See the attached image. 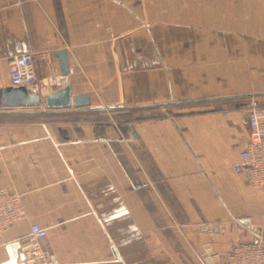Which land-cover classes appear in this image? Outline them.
Returning <instances> with one entry per match:
<instances>
[{
  "label": "crops",
  "instance_id": "1",
  "mask_svg": "<svg viewBox=\"0 0 264 264\" xmlns=\"http://www.w3.org/2000/svg\"><path fill=\"white\" fill-rule=\"evenodd\" d=\"M59 50L90 105L37 124L0 107V186L27 214L0 264L31 223L55 264H209L262 233L264 196L234 165L249 101L264 108V0H0V89L27 52L42 98L65 86Z\"/></svg>",
  "mask_w": 264,
  "mask_h": 264
},
{
  "label": "built area",
  "instance_id": "2",
  "mask_svg": "<svg viewBox=\"0 0 264 264\" xmlns=\"http://www.w3.org/2000/svg\"><path fill=\"white\" fill-rule=\"evenodd\" d=\"M8 72L11 86L19 92L41 93V83L31 52L9 59ZM61 85L69 83V77L60 75ZM249 139L238 153L234 172L244 176L251 187L264 196V108L256 99H251L245 114ZM21 194L13 187L0 186V232L26 217ZM47 231L37 223H31L30 235L23 242L21 251L32 264H55L56 257L44 250L42 240ZM209 264H264V238L260 233L254 241L234 244L223 254H214L211 247L203 251Z\"/></svg>",
  "mask_w": 264,
  "mask_h": 264
},
{
  "label": "water",
  "instance_id": "3",
  "mask_svg": "<svg viewBox=\"0 0 264 264\" xmlns=\"http://www.w3.org/2000/svg\"><path fill=\"white\" fill-rule=\"evenodd\" d=\"M56 55L59 57L62 73L67 75L69 73L67 52L65 50H59L56 52ZM73 105L79 108L88 107L90 100L86 94L72 96L71 85H65L54 93L46 95L44 98L36 93L19 92L12 86L3 90L0 89V107L34 108L36 106H45L51 109H68ZM132 130L133 135H135L133 126ZM262 235L264 238V226ZM20 245L19 243L11 247L10 260L4 264H32L27 262V257L22 251H17Z\"/></svg>",
  "mask_w": 264,
  "mask_h": 264
},
{
  "label": "trees",
  "instance_id": "4",
  "mask_svg": "<svg viewBox=\"0 0 264 264\" xmlns=\"http://www.w3.org/2000/svg\"><path fill=\"white\" fill-rule=\"evenodd\" d=\"M16 109H22V110H26L30 112V114L27 115V118L22 119V121H20L21 123H27V124L41 123L43 122V117H42L43 114H46L49 112H55L56 110H58V109H51L47 107H45L44 110H41V106H36L34 108H16Z\"/></svg>",
  "mask_w": 264,
  "mask_h": 264
}]
</instances>
